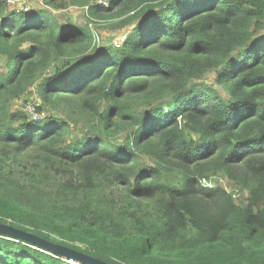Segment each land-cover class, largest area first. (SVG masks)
Here are the masks:
<instances>
[{
    "label": "trees",
    "instance_id": "16d2710c",
    "mask_svg": "<svg viewBox=\"0 0 264 264\" xmlns=\"http://www.w3.org/2000/svg\"><path fill=\"white\" fill-rule=\"evenodd\" d=\"M101 1L70 5L132 27L117 46L0 0V224L108 264H236L247 242L264 264V0ZM32 87L63 117L12 112ZM0 264L73 263L0 235Z\"/></svg>",
    "mask_w": 264,
    "mask_h": 264
},
{
    "label": "rangeland",
    "instance_id": "374dc122",
    "mask_svg": "<svg viewBox=\"0 0 264 264\" xmlns=\"http://www.w3.org/2000/svg\"><path fill=\"white\" fill-rule=\"evenodd\" d=\"M99 1V4L104 3V1ZM23 3V7L19 6V4ZM57 5L59 8L54 6L47 5L42 0H19L18 4L16 1L12 4L5 3L9 10H17V9H26L28 8L27 12H37L40 10H46L52 14L56 22L60 25H64L67 23H71L73 25L79 27H85L86 29L90 30L96 37V41L100 48H104L106 46H117L123 42H125L127 36L132 32V27H126L124 29H115L113 25L116 24L117 21H108V20H100V19H92L86 8H80L76 6L70 5V0H56ZM64 7H60V6ZM4 58L0 56V72H3L5 63ZM215 74H211L207 77V83L210 87L215 85ZM218 90L222 91L219 87ZM39 109V110H38ZM11 111L12 112H24L26 113L31 120L39 121L43 118L48 117H58L62 115V112L55 111L50 107H45L42 105V102L38 99L36 95V88L32 87L28 91V93L22 97L21 99L15 100L11 104ZM135 113V112H134ZM36 116V119H35ZM74 129L75 127H73ZM128 136V133H125L121 137V142H124L125 138ZM142 163L144 165L153 166V161L151 158L147 156L141 157ZM215 181V184L221 188L226 189L228 192L233 193L236 196V199L245 202L248 198V193L235 187L232 182H230L227 178L223 177L222 174L217 175L216 177L212 178ZM238 250V256H233L234 260H236V264H242V258L245 257L247 254H253L255 246L250 242L236 245ZM73 264H77L72 262Z\"/></svg>",
    "mask_w": 264,
    "mask_h": 264
},
{
    "label": "water",
    "instance_id": "95a60500",
    "mask_svg": "<svg viewBox=\"0 0 264 264\" xmlns=\"http://www.w3.org/2000/svg\"><path fill=\"white\" fill-rule=\"evenodd\" d=\"M0 235L9 236L15 240H19L27 244L33 245L39 249H42L43 251L46 250L52 252L57 256L69 259L77 264H108L95 258H92L86 254H83L82 252H78L66 246L48 242L33 234L17 230L5 224H0Z\"/></svg>",
    "mask_w": 264,
    "mask_h": 264
},
{
    "label": "built area",
    "instance_id": "2783aa9c",
    "mask_svg": "<svg viewBox=\"0 0 264 264\" xmlns=\"http://www.w3.org/2000/svg\"><path fill=\"white\" fill-rule=\"evenodd\" d=\"M1 1L4 2V3H8V4H12L15 1H16V4H18V2H19V0H1ZM19 6L23 7V3L19 4ZM19 10H24L25 12H27L28 8H26V9H23V8L22 9H17V11H19ZM35 119H36V116H35Z\"/></svg>",
    "mask_w": 264,
    "mask_h": 264
}]
</instances>
